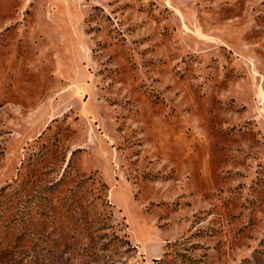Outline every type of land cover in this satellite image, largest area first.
<instances>
[{"label":"rangeland","instance_id":"374dc122","mask_svg":"<svg viewBox=\"0 0 264 264\" xmlns=\"http://www.w3.org/2000/svg\"><path fill=\"white\" fill-rule=\"evenodd\" d=\"M0 264H264V0H0Z\"/></svg>","mask_w":264,"mask_h":264}]
</instances>
